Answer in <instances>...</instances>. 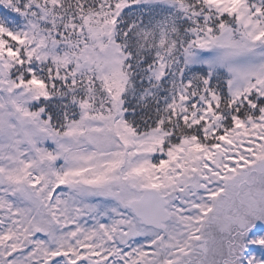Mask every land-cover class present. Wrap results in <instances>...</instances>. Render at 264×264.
<instances>
[{
    "label": "snow or ice",
    "instance_id": "obj_1",
    "mask_svg": "<svg viewBox=\"0 0 264 264\" xmlns=\"http://www.w3.org/2000/svg\"><path fill=\"white\" fill-rule=\"evenodd\" d=\"M0 264H264V0H0Z\"/></svg>",
    "mask_w": 264,
    "mask_h": 264
}]
</instances>
